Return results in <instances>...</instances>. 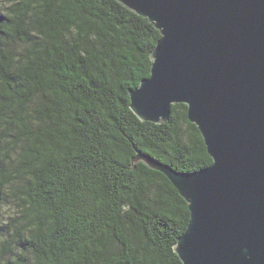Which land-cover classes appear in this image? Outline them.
<instances>
[{
	"label": "trees",
	"instance_id": "trees-1",
	"mask_svg": "<svg viewBox=\"0 0 264 264\" xmlns=\"http://www.w3.org/2000/svg\"><path fill=\"white\" fill-rule=\"evenodd\" d=\"M160 38L116 0H0V264H182L187 203L133 159L212 160L186 105L130 110Z\"/></svg>",
	"mask_w": 264,
	"mask_h": 264
},
{
	"label": "water",
	"instance_id": "water-1",
	"mask_svg": "<svg viewBox=\"0 0 264 264\" xmlns=\"http://www.w3.org/2000/svg\"><path fill=\"white\" fill-rule=\"evenodd\" d=\"M161 38L150 76L129 92L140 121L184 104L212 164L178 172L137 154L187 203L182 264H264V0H116Z\"/></svg>",
	"mask_w": 264,
	"mask_h": 264
}]
</instances>
